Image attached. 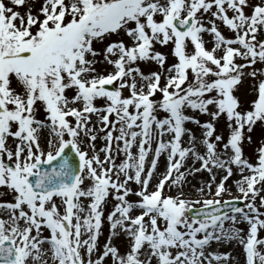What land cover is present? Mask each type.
I'll use <instances>...</instances> for the list:
<instances>
[{"label": "snow or ice", "instance_id": "obj_1", "mask_svg": "<svg viewBox=\"0 0 264 264\" xmlns=\"http://www.w3.org/2000/svg\"><path fill=\"white\" fill-rule=\"evenodd\" d=\"M20 7L26 12L15 10ZM33 7L29 0H9V4L0 0V187L12 196L10 201L0 200V209L7 214L0 218V264H102L109 255L114 264H152L153 258L156 264H211L227 261L229 253L206 256L205 247L229 240L243 245L246 264H264V253L256 247L264 245V239L257 238L258 229L264 228V213L255 203L259 197L264 207V196H259L264 191V144L257 150L256 163L244 158L241 147L243 130L251 132L258 122L264 123V78L259 79L247 110L234 95L245 75L264 77V68L254 67L257 62L264 64V39H257L264 31V0L254 4L250 0H40L38 14H33ZM245 8L251 9L250 14ZM205 13L213 18L207 25L202 19ZM216 20L234 36L226 38ZM120 33L130 43L109 42ZM203 33L212 37L211 49L205 47ZM98 43L106 46L97 50ZM155 45H171L174 62L168 63V56ZM101 55L114 69L107 75L94 67ZM237 58L244 63H237ZM138 61L155 62L160 71L145 75L135 66ZM114 82V87H105ZM123 89L128 90L127 97L122 96ZM157 92L160 100L150 99ZM96 98H104L106 105L96 107ZM38 108L44 119L37 118ZM157 109L165 113L163 118L155 115ZM185 109L210 120L202 123L195 115H186ZM92 114L102 125L99 129ZM110 115L115 119L110 120ZM222 115L229 128L223 148L232 153L225 159L216 150L222 137L215 134L214 123ZM186 122L203 130L204 153L196 150V137L184 127ZM44 130L48 135L42 147ZM97 131L104 133L99 139L107 142L100 149L95 144ZM185 134L190 146H182ZM9 138L15 141L14 148L7 145ZM114 141L122 142L115 147L117 155L123 154L119 163L113 155ZM162 155L165 171L149 192ZM189 157L193 164L181 171ZM232 165L240 173L235 182L241 193L238 199L247 203L233 206L230 217L219 213V200L205 199L203 207L212 211L194 212L192 204L200 201L185 199L182 193L164 194L166 183L182 186L186 174H212L216 168L226 173L216 184L218 197L225 191ZM215 179L212 174L209 188ZM130 182L139 186L136 202L126 199L133 191ZM110 196L117 201L106 217L110 238L93 260L103 205ZM134 207L141 211L132 216ZM225 220L232 226L225 228ZM241 221L248 225L246 241L235 227ZM45 229L48 236L42 235ZM117 230L130 237L124 255L111 244ZM198 234L202 235L198 238ZM44 244L49 247L44 249Z\"/></svg>", "mask_w": 264, "mask_h": 264}, {"label": "rangeland", "instance_id": "obj_2", "mask_svg": "<svg viewBox=\"0 0 264 264\" xmlns=\"http://www.w3.org/2000/svg\"><path fill=\"white\" fill-rule=\"evenodd\" d=\"M6 4H9V0H4ZM251 3H257L258 0H250ZM30 4H33L34 7L32 8L33 14H38V9L40 7V0H29ZM226 7V6H225ZM20 11L21 13L26 12V7H20L19 9H15ZM212 10H215L213 7ZM202 11V10H201ZM246 14H250L251 9L250 8H245L244 9ZM228 15L231 16L232 12L231 10H228ZM42 18V16H41ZM157 20L160 19L159 16L156 18ZM204 20L205 24L207 25V21L209 19H213L210 17V14L205 13L202 17ZM218 29L222 32V34L226 38H232L234 36V33L229 30L226 26L223 25L222 21L216 20L215 21ZM203 39L205 41V47L211 49L213 46V41L212 37L208 33H203ZM257 39H264V31H262L258 36ZM117 40H124L126 44L130 43L128 38L123 34L120 33V35H113L110 38V41H117ZM106 45L104 44H95L94 47L97 48V50H101L103 47ZM233 47H238V45H233ZM170 48L171 45H166V46H161V45H155V50L160 51L164 53L166 56H168V63L174 62V58L170 55ZM189 51H191V45L189 44ZM217 55H220V52H217ZM114 59V57H113ZM97 60L99 63L94 65L96 68L97 73L107 75L109 72L114 71L112 65H109L107 62L103 60V56H98ZM237 63H244V61L240 60L237 58L236 60ZM140 68V70L145 74H149L151 71H160L159 66L152 61H138L137 65H135ZM167 67V64L166 66ZM256 68H264V64H260L257 62L256 65H254ZM251 71V69H245V72ZM264 77H258V78H253L251 76L245 75L243 78V81L238 85L237 90L234 92V95L239 97L240 103L242 106H244L245 110H247L248 106L250 105L251 100L255 96V88L258 86V81L259 79H262ZM127 79V78H126ZM137 82L139 84V77H137ZM164 78L162 77L161 79V85L164 83ZM115 86V82L113 87ZM69 96L73 94L72 90H69L67 92ZM129 95V92L127 89L122 90V96L127 97ZM161 98V94L159 92L155 93L153 97H150V99H153L154 101H159ZM94 105L98 108H103L106 105V100L104 98H96L93 101ZM77 107H82V105H74ZM211 107V106H210ZM130 111H134V109L130 108ZM185 114L186 115H195L197 119H199L202 123L204 121L210 120V117L207 115L199 114V113H194L191 109H185ZM37 118L39 119H44L43 115V110L42 109H37L36 112ZM100 115H103L101 112ZM155 115H157L158 118H163L165 116V113L157 109ZM92 121L96 124L97 129L102 127V125L99 123L97 115L92 114L91 115ZM110 120H114L115 116L110 115L109 117ZM215 123V134L220 135L222 137V141L217 142V152L220 154L222 159L226 158L227 156H230L231 150L228 149L227 153L226 150L223 148V144L226 143L227 138L229 136V128L227 126V120L226 118L222 115ZM111 127V125L109 126ZM119 127V125H117ZM185 128L191 129L192 132L194 133L196 137V150L199 153H204L205 149L202 144V129L197 126L196 124H193L191 122H186L184 125ZM13 130H15V125H13ZM244 131V139L241 142V147H242V152L244 158L248 159L249 162L251 163H256V157H257V150L258 148L264 144V123L258 122L251 132H248L247 129L243 130ZM118 132H114V135H118ZM48 133L47 130H44L41 132V137H40V144L42 147H45L46 143V137ZM104 135V133L97 131V140L95 141L97 149H100L105 146L107 143L104 140L99 139L100 136ZM248 136H251V142L248 141ZM165 139H168L166 136ZM117 143H122V142H113V155L117 156V163H119L123 159V154L117 155L115 151V147ZM15 141L12 138H9L7 141V145L9 147L14 148ZM182 146H190L188 143V136L185 134L182 137ZM155 147V142L153 143V149ZM133 153L135 154L136 152V147L134 146L132 149ZM91 154V153H90ZM101 158H103V153H100ZM151 160V155L147 158L146 162V167L147 164L150 163ZM193 164V160L189 157L186 160V163L184 167L181 168V171H185L186 168H189ZM107 166V165H106ZM166 167V157L165 155H162L159 158L158 165L156 167L155 173L153 175V178L151 180V183L149 185L148 191L153 190V186L157 183V178L164 173ZM195 167L199 168V163L197 162ZM232 175L225 181V191H223L220 196H215V189H216V184L219 183L221 177L225 175L226 173L221 170V169H216L213 168L212 174L215 175L216 179L215 181L211 182V188L208 187V182L211 181V175L207 171H197L195 173H190L186 174V178L183 182L182 186H170L167 185L165 186L164 189V194L165 195H171V196H177L180 193L183 194V198L188 199L190 201H200L201 203H193L192 207H200L203 206L202 202L205 199H213V200H219L223 201L226 199H232V198H239L241 193L238 192L237 190V185L236 181L240 179V173L238 169L232 165ZM245 175L249 174L247 171L244 173ZM122 178V177H121ZM89 184V181H85V186ZM129 187L132 188V193H129V195L126 197V199L129 202H136L139 200V197H137L134 193L138 190L139 186L136 185L134 182L129 183ZM199 189H203V191H199ZM259 196H264V191L259 193ZM12 199L11 194L8 192L7 189L0 187V200L2 201H10ZM57 204H60L59 199L56 200ZM88 201L85 200L84 204L85 206L87 205ZM117 203V201L113 200L111 196L107 198V202L104 203L103 205V216H102V223H101V229L99 230V235H98V242H97V248L96 251L92 255V259L95 260L97 256L102 253L103 251V245L109 240L110 238V226L107 221V215L108 213L113 209L114 204ZM244 204L247 203V201L243 202ZM257 207L259 208L260 212L264 213V207H260V201L259 197H257L255 201ZM244 204L242 207H244ZM246 210V209H245ZM63 211V209H61ZM141 209L139 208H133L130 212V215L135 216L140 213ZM227 216H231V213L226 214ZM0 218H7L6 211L4 209H0ZM237 218L239 219V216L237 215ZM264 219V216L261 217ZM145 220H147V217H145ZM231 221L230 220H225L224 222V227L228 228L231 227ZM236 228H239L242 230L241 235L245 238L247 237V229L248 225L246 222L241 221L240 223L235 225ZM118 234L111 236V244L113 246H116L119 250V253L121 255H124L128 250H129V242H130V237H128L125 233L122 231L117 230ZM42 235L48 236L49 232L48 230H44ZM202 234H198L199 236ZM86 238V237H82ZM257 238L258 239H264V228H259L257 232ZM49 246L47 244L43 245L44 249H47ZM257 250L260 251L261 253H264V245H257ZM175 251V250H173ZM82 255H84V258L87 259V254L85 253L84 249H81ZM204 253L207 256L208 253H229V259L227 261H219L217 262L216 260H212L211 264H246V253L244 252L243 245L238 241V240H229V241H222V242H216L212 241L208 246L205 247ZM144 256H141V259H143ZM102 264H114L111 256L109 255L108 257H105L104 260L102 261ZM152 264H156L155 258L152 260ZM203 264H208V261H204Z\"/></svg>", "mask_w": 264, "mask_h": 264}]
</instances>
